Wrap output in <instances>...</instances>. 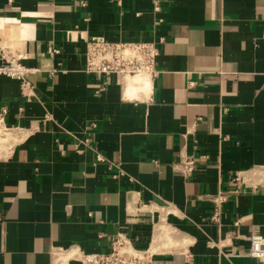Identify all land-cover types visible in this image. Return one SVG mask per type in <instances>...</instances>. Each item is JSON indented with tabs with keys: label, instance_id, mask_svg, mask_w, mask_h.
<instances>
[{
	"label": "crops",
	"instance_id": "crops-1",
	"mask_svg": "<svg viewBox=\"0 0 264 264\" xmlns=\"http://www.w3.org/2000/svg\"><path fill=\"white\" fill-rule=\"evenodd\" d=\"M158 2L0 0V63L19 54L34 85L0 74V264H81L118 230L152 264H264L246 253L264 232V0ZM96 34L163 36L158 73L104 85L85 70Z\"/></svg>",
	"mask_w": 264,
	"mask_h": 264
},
{
	"label": "built area",
	"instance_id": "built-area-1",
	"mask_svg": "<svg viewBox=\"0 0 264 264\" xmlns=\"http://www.w3.org/2000/svg\"><path fill=\"white\" fill-rule=\"evenodd\" d=\"M116 2L120 3L121 0H116ZM159 8L158 0H154V10ZM160 20L161 18H158L154 23H158ZM163 39V36H159L157 40L122 41L109 40L97 34L91 35L85 40V70L97 76H103L104 85L111 75H115L120 83L123 82L125 75L140 72L148 74L151 79L159 71L156 66L159 54L158 43L162 42ZM20 57L19 54L4 57V61L0 63V74L19 79L20 93L30 99L34 95V85L28 78L31 68L21 63ZM4 112L5 109L0 111V138L7 133L9 128L4 120ZM81 141L89 143V138L84 137ZM97 158L102 159V156L97 154ZM173 167L184 176L190 175L196 168L194 154L182 152ZM118 173L122 174L123 170L117 165ZM234 181L236 182L237 178ZM226 196V192L219 190L213 197L216 201L215 211L212 214L214 218L219 213L217 203L225 200ZM153 253L149 246L138 247L134 243V236L128 232L118 230L111 239L109 250L85 252L78 249L75 255L81 261V264H152ZM246 253L256 258H264V232H252L250 234L249 247Z\"/></svg>",
	"mask_w": 264,
	"mask_h": 264
},
{
	"label": "bare ground",
	"instance_id": "bare-ground-1",
	"mask_svg": "<svg viewBox=\"0 0 264 264\" xmlns=\"http://www.w3.org/2000/svg\"><path fill=\"white\" fill-rule=\"evenodd\" d=\"M24 26H26V25H24ZM140 73H143V72H140ZM140 73L130 74V75H125L124 76V78L127 76L126 77V90L128 91L129 94H131L130 92H132V91H134L136 89L135 88V86H136L135 83L136 82H138V83L141 82V83H143L144 86H146V80L145 79H143V78L141 79V78L134 77V75H137V74H140ZM124 78H123V80H124Z\"/></svg>",
	"mask_w": 264,
	"mask_h": 264
}]
</instances>
